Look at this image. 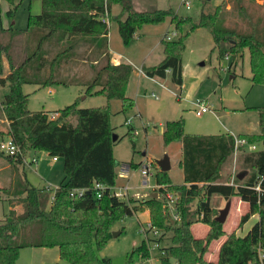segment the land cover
<instances>
[{"label": "trees", "instance_id": "obj_1", "mask_svg": "<svg viewBox=\"0 0 264 264\" xmlns=\"http://www.w3.org/2000/svg\"><path fill=\"white\" fill-rule=\"evenodd\" d=\"M8 3L6 13L12 16L18 4L14 0ZM115 3L120 5L115 19L124 44L144 24L160 23L168 17L179 31L173 39L163 35L164 56L142 67L147 76L162 80L169 74L172 82L181 85L180 54L185 40L181 30L184 23L191 22V28L204 26L209 30L218 59L232 56L233 62L247 48L251 83L264 85V0H221L212 10L202 7L193 22L190 15L179 14L171 7L135 10L131 0H41V11L29 13L23 29L0 26L1 32L24 37V49L19 48L15 55L9 43L0 41V55H5L9 64L6 75L0 72V83L8 84L0 107L8 120L7 133L19 148L12 155L0 153L20 164L26 150H45L62 158L64 174L53 198L49 186L29 184L23 189V210L16 213L11 208L5 213L0 221V264H17L20 248L26 246H56L59 257L69 264H113L110 256H99L96 248L112 236L114 219L146 209L153 226L163 233L165 229L171 231L169 244L159 247V263L154 264H264V105L255 107L258 130L237 133L248 144H255L254 148L240 147L239 160L251 169L249 173L241 171V177L237 173L233 182L217 180L220 165L233 151L232 134L188 133L184 131L183 117H178L164 122L162 140L164 144L181 141L183 181L173 183L168 170L160 169L156 160L157 196L124 199L111 193L116 178L113 145L119 136L112 139L114 126L109 120L108 101L119 99L121 110L134 105V97L126 93L133 66L129 62H112L108 48L109 23L104 17L109 18ZM23 83L80 84L87 93H103L107 103L80 106L74 100L51 111L34 110L28 107ZM51 112L57 115L51 118ZM127 132L135 135L131 125ZM257 143L261 146L257 147ZM94 180L106 185L100 197L90 192L70 194L72 188L91 185ZM166 191L177 195L178 218L167 216L164 224L163 200L158 195L162 197ZM213 194L225 199L237 195L248 203L240 223L258 213L243 235L226 234L215 260L206 257L209 244L226 232L223 222L215 219ZM195 221L208 224L204 235L192 232ZM133 253L140 259L149 254L145 238L133 247L128 260Z\"/></svg>", "mask_w": 264, "mask_h": 264}, {"label": "rangeland", "instance_id": "obj_2", "mask_svg": "<svg viewBox=\"0 0 264 264\" xmlns=\"http://www.w3.org/2000/svg\"><path fill=\"white\" fill-rule=\"evenodd\" d=\"M154 1L158 4L153 5L159 6L151 7H171L179 14L190 15L193 22L198 19L202 7L205 10H212L214 5L220 3L221 0H190L189 7H186L182 0ZM14 2L18 4L16 10L12 16H8L6 13L10 6L8 0H0V26L23 29L27 24L28 14L41 11V0H14ZM169 19L168 17L164 22L144 24L136 30L128 44L122 42L115 25V18L111 20V45L127 55L133 66L129 92L134 91V106L121 110L119 99L108 101L110 124L114 126V132L119 136L113 145L116 171L114 187L116 189L122 186L127 187L124 199L148 197L156 192L154 171L157 164L154 162L165 154L169 158L168 175L171 181L173 183L183 181V171L179 164L180 141L175 140L164 144L162 140V129L167 119L183 117L184 131L188 133H224L242 128L250 129L257 119L255 107L264 105V85L251 83L249 78L247 48L244 49L242 56L236 57L233 62L232 56L218 59L215 50H212L213 39L209 30L204 26L191 28V22L184 23L181 30L185 38L184 48L180 54L182 87L179 88L178 84L172 82L169 75L162 80H151L144 76L140 72L142 63L154 64L163 55L161 38L165 33H171L174 29ZM178 34L179 31L174 38ZM23 40L24 37L20 33L13 35L10 32L0 31V41L10 44L13 55L19 48L24 49ZM122 59L125 60L124 57ZM7 68V58L1 54L0 72L6 71ZM7 90L8 84L0 83V99ZM22 91L28 93V107L34 110L48 109L51 111L74 100H77L80 106H101L107 103L103 93H87L85 86L80 84L42 86L23 83ZM152 92L155 96L151 94ZM195 100H202L211 110L197 115L193 105ZM0 111L3 112L1 107ZM129 125L135 130L134 136L127 132ZM7 129L6 121H0L2 139L9 137ZM132 139L134 145H132ZM259 146L261 145L257 143V147ZM34 151L38 154V166L34 169L33 165H23L26 177L30 185L49 186V192L52 193L63 177L61 159L54 161L51 155L41 149L26 150L24 155L28 152L27 155L31 156ZM3 154L0 153V221L11 208L15 209L16 213L23 210L22 194H25L23 189L28 185L22 181L23 166H16ZM239 154L240 150L236 154L232 151L231 155L220 165L217 180L233 182L237 173L251 171L239 160ZM145 164L152 166L149 184L143 181L144 176L141 173V168ZM158 197L163 200L161 208L165 214L164 224L167 223V216H170L172 220L177 219L174 215L175 202L172 205L163 195L161 197L159 194ZM228 200H230L229 210L222 223L226 233L210 242L209 251L206 253L208 259H216L219 245L227 233L234 232L236 235H243L258 217L256 212L247 221L240 223V216L248 210V204H242L240 213H237L236 209L239 205L237 195L225 199L218 194H213L211 203L216 216ZM191 208L193 209L194 205H191ZM147 222H150L147 210H139L114 219L110 229L120 232L115 236L112 235L101 248H96L97 254L110 256L113 264L159 263V247L169 244L171 231L165 229L163 233V230L157 227L155 234L149 230L145 231L143 227L147 226ZM191 228L194 235L202 236L208 229V224L195 221ZM144 238L148 242L149 254L140 259L137 253H133L131 260H128L133 247L140 244ZM153 238L159 242L158 246L152 241ZM19 252L17 264H53L55 261L60 264H69L68 261L59 257L56 246H26L21 247Z\"/></svg>", "mask_w": 264, "mask_h": 264}, {"label": "built area", "instance_id": "obj_3", "mask_svg": "<svg viewBox=\"0 0 264 264\" xmlns=\"http://www.w3.org/2000/svg\"><path fill=\"white\" fill-rule=\"evenodd\" d=\"M189 2L190 0H182V3L185 4L186 7H189ZM104 19L108 22V18L104 17ZM177 35V31L176 29L171 32V33H166L164 35L165 39H173L175 36ZM166 72L169 73L170 69L167 68ZM152 95H154V93H151ZM155 96V95H154ZM193 105L195 106V113L197 115H201L203 112L209 111L211 110V108L205 104V102H203L202 100H195L193 101ZM56 116V112H51L50 113V117L53 118ZM233 136V152L236 154L237 151L240 150V147L246 145L249 146L250 148H254L255 144H248L246 142V139L244 137L238 136L235 133H231ZM0 151H2L5 154H15L19 151L18 146L15 144V142L12 141V139L10 137H8L7 139H1L0 140ZM56 156H54L55 158ZM25 161L27 163L30 162H35L36 161V157L35 156H30L27 159H25ZM152 166L150 164H145L142 168H141V173L144 176V182H146L147 184H149L150 182V176L152 175ZM106 185L98 180H94L93 183L91 185L88 186H80V187H75L72 188L70 190V194L72 195H77L80 196L82 194H84L85 192H90L92 193L96 198L100 197L103 190L105 189ZM111 193L114 194L116 197L119 198H124V196L127 194V187H119L118 189H116L114 186L111 187ZM54 194L53 192L51 193L50 197L53 198ZM164 197L166 198V200L168 201V203H171L172 205L175 202V199L177 198V195L174 194L173 192L170 191H166L164 193ZM176 218H178V215L175 213L174 214ZM143 230L145 231H151L154 234L157 233V228L155 226H153L150 222H147V226L143 227ZM148 239H150L149 237H147ZM152 241L154 242L155 245H159V242L156 241L155 238L152 239Z\"/></svg>", "mask_w": 264, "mask_h": 264}, {"label": "crops", "instance_id": "obj_4", "mask_svg": "<svg viewBox=\"0 0 264 264\" xmlns=\"http://www.w3.org/2000/svg\"><path fill=\"white\" fill-rule=\"evenodd\" d=\"M156 1H154V0H131V4H132V7L135 9V10H151V9H155V7H151V6H159V5H153V4H158V3H155ZM156 7V8H157ZM41 9H42V7H41ZM119 12H120V5L119 4H117V3H115V4H113L112 6H111V9H110V16H109V18H108V23H109V30H108V48H109V52H110V58H111V60H112V62H114V63H118V62H129V63H131L132 64V62H131V60L129 59V57L127 56V55H125L124 53H122L121 51H118L117 49H115L112 45H111V38H110V35H111V31H110V25H111V20L112 19H114L118 14H119ZM164 22V21H163ZM115 25H116V28H117V22H116V19H115ZM7 27H10V26H7ZM4 28H6V27H4ZM140 29V28H139ZM117 30H118V28H117ZM163 56H164V52H163V55L161 56V58L157 61V62H159L162 58H163ZM125 58V60H123L122 58ZM144 62V61H143ZM157 62H155V63H157ZM7 63H8V60H7ZM154 63V64H155ZM143 65H142V67L143 66H147V65H145L144 63H142ZM148 65H151V64H148ZM9 71V64H8V68H7V70L6 71H3V72H1V75L2 76H4V75H6L7 74V72ZM144 76H146L147 78H149V79H151V80H155L156 78H154V77H150V76H147L144 72H143V70H141L140 71ZM132 74H133V71H132ZM132 74H131V76H130V79H129V82H128V86H127V90H126V93L128 94V95H130V96H132V97H134L135 96V94H134V91H131V92H129V86H130V83H131V79H132ZM135 75H136V73H135ZM167 75H169V74H167ZM167 75H166V77H167ZM165 77V78H166ZM183 80V79H182ZM179 86V88H181L182 87V83H181V85H178ZM132 90V89H131ZM134 104H135V97H134ZM134 106V105H133ZM48 110V109H47ZM0 121H6V124L8 125V120L6 119V117H5V115H4V112H2V111H0ZM258 130V121H257V119H256V123H255V125L254 126H252L250 129H248V128H242V129H238L237 131H228L229 133H242V132H255V131H257ZM162 131H163V129H162ZM3 137H0V140L2 139ZM180 141V140H179ZM180 150H181V141H180ZM45 151V150H44ZM46 153H47V151H45ZM28 153V152H27ZM27 153L25 154V155H23V159H22V162L20 163V164H15L16 166H18V165H28V166H30V165H33L34 166V169H36L37 168V166H38V160H39V158H38V154L36 153V151H34L33 152V154L31 155V156H35L36 157V161L35 162H30V163H27L26 161H25V159H27L28 157H30V155H27ZM48 154V153H47ZM181 154V153H180ZM48 155H50V154H48ZM52 156V155H51ZM180 158H181V155H180V157H179V160H180ZM58 159H61V163H62V168H63V160H62V158L61 157H59V156H56L55 158H54V156H52V160H54V161H56V160H58ZM159 159V158H158ZM9 160V159H8ZM8 165V164H7ZM10 165V164H9ZM24 166L22 167L23 168V171H24V173H23V177H22V181L24 182V183H27L28 185L30 184V182H29V180L27 179V177H26V171L24 170ZM64 175V174H63ZM63 178V177H62ZM61 178V179H62ZM61 181V180H60ZM59 181V182H60ZM144 181V180H143ZM59 184V183H58ZM114 186V185H113ZM148 187H150V186H148ZM153 186H151V188H152ZM25 194L23 193L22 194V196H24ZM239 198V197H238ZM247 202L246 201H244V200H242V199H240L239 198V205H238V207H237V209H236V212L237 213H240V211H241V209H242V207H241V205L242 204H246ZM248 204V203H247ZM147 210V209H146ZM148 211V210H147ZM148 214H149V212H148ZM42 247H44V246H42ZM20 253V252H19ZM18 257H19V255H18ZM17 260H18V258H17Z\"/></svg>", "mask_w": 264, "mask_h": 264}, {"label": "water", "instance_id": "obj_5", "mask_svg": "<svg viewBox=\"0 0 264 264\" xmlns=\"http://www.w3.org/2000/svg\"><path fill=\"white\" fill-rule=\"evenodd\" d=\"M118 134L116 132H113L112 134V139L115 140L117 138ZM157 164L159 166L160 169L162 170H168L170 168V164H169V158L167 156V154H165L163 157L157 159ZM239 177L242 176V173H239L238 174ZM153 195L155 196L156 195V192L153 193ZM229 206H230V200H228L225 204V206L223 208L220 209V212L217 216H215V219L219 222H224L225 218H226V215H227V212L229 210ZM120 231H116V230H113L111 231V234L113 236L117 235Z\"/></svg>", "mask_w": 264, "mask_h": 264}]
</instances>
